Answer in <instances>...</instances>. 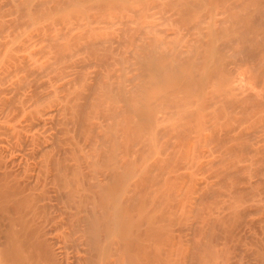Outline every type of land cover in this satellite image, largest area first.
<instances>
[{
    "label": "bare ground",
    "instance_id": "obj_1",
    "mask_svg": "<svg viewBox=\"0 0 264 264\" xmlns=\"http://www.w3.org/2000/svg\"><path fill=\"white\" fill-rule=\"evenodd\" d=\"M0 264H264V0H0Z\"/></svg>",
    "mask_w": 264,
    "mask_h": 264
}]
</instances>
